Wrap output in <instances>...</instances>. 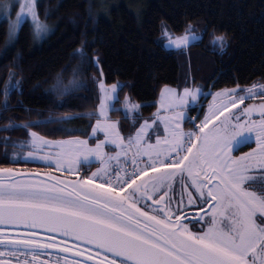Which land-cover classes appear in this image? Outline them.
<instances>
[{
    "label": "snow or ice",
    "instance_id": "snow-or-ice-1",
    "mask_svg": "<svg viewBox=\"0 0 264 264\" xmlns=\"http://www.w3.org/2000/svg\"><path fill=\"white\" fill-rule=\"evenodd\" d=\"M0 16L6 44L25 22L35 39L51 31L36 0H0ZM198 23L187 20L176 34L162 20L164 46L187 54L202 40ZM226 42L223 34L209 41L221 51ZM88 47L83 40L70 53L78 57L70 79L65 65L44 93L68 111L25 109L37 118L17 120L4 114L22 81L9 70L0 89V133H23L0 136L12 147L0 153V264H264V69L258 80L233 77L213 91L218 79L200 84L189 58L182 81L160 84L155 111L144 117L151 105L131 95L121 103L127 84L107 83L103 56ZM110 112L130 120V130ZM85 118L84 127L72 123ZM37 162L52 167L26 166Z\"/></svg>",
    "mask_w": 264,
    "mask_h": 264
},
{
    "label": "trees",
    "instance_id": "trees-1",
    "mask_svg": "<svg viewBox=\"0 0 264 264\" xmlns=\"http://www.w3.org/2000/svg\"><path fill=\"white\" fill-rule=\"evenodd\" d=\"M37 10L41 20L51 27L43 39L36 40L25 22L18 38L6 44L7 22L0 19V89L9 80V70L22 81V92L11 94L13 107L4 115L17 120L37 118V112L25 109L42 111L45 116L50 111H68L56 109L44 93L65 65H69L65 82L70 79L71 66L78 61L70 53L83 40L89 42L90 55L103 56L110 77L106 82L119 79L127 84L120 93L121 102L128 94L135 101L151 105L141 109L144 117L155 111L153 102L157 101L160 84L176 86L181 81V68L189 58L196 78L201 77L205 85L218 79L213 91L232 86L233 77L240 78L242 84L258 80L264 69V0H38ZM162 20L176 34L183 31L185 21L196 20L197 32L204 30L202 40L193 43L187 54L166 48L160 30ZM213 34L227 37L223 51L209 43ZM92 71L88 69V73ZM260 82L264 83V79ZM3 99L0 91V101ZM209 100L210 96L204 105ZM18 102L22 106H17ZM72 102L81 100L73 97ZM92 107L91 102L86 103V108ZM112 116L120 118L124 132L130 130L120 112H112ZM86 121L87 118L72 123L84 127ZM3 123L7 120L0 118ZM4 135L23 137L20 130L0 133ZM53 138H62V134ZM5 147L12 151L11 145L0 143V153Z\"/></svg>",
    "mask_w": 264,
    "mask_h": 264
},
{
    "label": "rangeland",
    "instance_id": "rangeland-1",
    "mask_svg": "<svg viewBox=\"0 0 264 264\" xmlns=\"http://www.w3.org/2000/svg\"><path fill=\"white\" fill-rule=\"evenodd\" d=\"M36 2L38 3V0H36ZM17 10H19L18 9V7H17ZM37 12H38V10H37ZM13 19L15 18V13H13V17H12ZM40 18V17H39ZM0 19H4L2 16H0ZM41 19V18H40ZM36 40H38V39H36ZM167 48V47H166ZM187 63H188V61L185 63V66H182V68H181V75H180V80L182 81V79H183V73H184V70H185V67L187 66ZM197 80L199 81V83L200 84H204L205 85V81L201 78V77H198L197 78ZM173 87H175V86H173ZM128 95V94H127ZM125 97V96H124ZM158 99H159V97L157 98V101H158ZM208 99V98H207ZM123 100H124V98H123ZM123 100H122V102H123ZM210 100H211V97H210ZM121 102V103H122ZM204 103V102H203ZM208 103V102H207ZM207 103H205V107L207 106ZM192 115H195L194 113H191ZM110 115L112 116V112H110ZM112 118L114 119V120H119L120 121V118L118 119L117 117H113L112 116ZM95 121V120H94ZM128 122V127H130V123H131V121L130 120H128L127 121ZM138 126V125H137ZM186 127H190V125H188V126H186ZM101 138H103L102 136H101ZM92 143H94V141H91ZM250 147H255V144H254V141L253 142H249L247 145H245V146H240L239 147V151H237V152H235L234 154L235 155H239L241 152H246V151H248L249 150V148ZM27 149H25V151H26ZM113 151H114V149H113ZM92 166H95V167H98V165L97 164H93ZM95 167H93V168H95Z\"/></svg>",
    "mask_w": 264,
    "mask_h": 264
},
{
    "label": "flooded vegetation",
    "instance_id": "flooded-vegetation-1",
    "mask_svg": "<svg viewBox=\"0 0 264 264\" xmlns=\"http://www.w3.org/2000/svg\"><path fill=\"white\" fill-rule=\"evenodd\" d=\"M3 160H0V164H3ZM4 166H12V165H9V164H4ZM27 167L29 168H40L42 171H47V170H50V168L52 167L51 165H47V164H44V163H40V162H37L35 164H28L26 165Z\"/></svg>",
    "mask_w": 264,
    "mask_h": 264
}]
</instances>
